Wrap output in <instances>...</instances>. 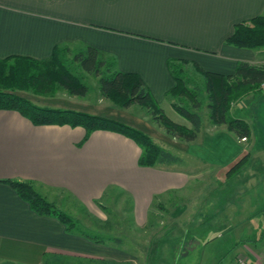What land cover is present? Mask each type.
<instances>
[{"label": "crops", "instance_id": "1", "mask_svg": "<svg viewBox=\"0 0 264 264\" xmlns=\"http://www.w3.org/2000/svg\"><path fill=\"white\" fill-rule=\"evenodd\" d=\"M260 15H264V0H0V58L18 55L44 60L55 47L92 46L115 56L119 71L139 75L157 103L167 102L171 107L167 93L175 82L168 61L194 64L220 75L234 74L240 61L264 66V49L225 43L236 24ZM20 95L41 106L114 119L151 137L157 132L131 114L116 110L117 115H112L105 106ZM229 115L248 125L246 140L237 139L225 126L208 130L209 121L203 123L200 116L196 141L186 143L166 136L170 151L180 162L142 167L137 164L139 146L118 133L95 130L85 139L81 127L37 126L16 111L0 110V264L131 258L124 251H115L110 239L92 240L94 236L73 227L68 230L54 216L35 213L5 182L9 180L31 183L55 207L68 201L71 209L75 201L92 216H98L96 204L107 193L117 195L120 202L129 198L133 226L150 232L152 264L168 262L166 258L171 263L191 254L197 264H238L246 261L245 256L261 258L264 88L232 103ZM178 124L191 128L183 118ZM244 156L243 166L227 176ZM191 168L213 171L220 190L228 185V205L234 209L222 207L224 197L208 195L210 205L206 203L204 214L203 207L198 211L195 206H182L175 213L169 211L171 218L166 223L151 224L153 201L174 196L168 195L173 191H185L195 173ZM252 186L258 188L254 193L247 189ZM186 199L190 200L189 195ZM124 205L120 203L118 208L122 210ZM254 209L261 211L256 214L261 218L256 238ZM84 222L93 228L90 221ZM248 232L252 234L245 235ZM122 245L123 241L119 248Z\"/></svg>", "mask_w": 264, "mask_h": 264}, {"label": "trees", "instance_id": "2", "mask_svg": "<svg viewBox=\"0 0 264 264\" xmlns=\"http://www.w3.org/2000/svg\"><path fill=\"white\" fill-rule=\"evenodd\" d=\"M225 43L238 48L264 49V15L236 24ZM65 52H68V47H55L50 57L44 60L18 55L0 58V110L16 111L31 124L37 126L81 127L85 131V139L95 130L118 133L139 146L141 152L137 164L142 167L180 162V158L170 150L130 125L72 109L41 106L20 95V93H26L51 97L58 89H64L70 95H84L86 86L81 82V77L75 67L72 69L66 65ZM71 62L80 66L85 73L98 77V88L102 97L111 99L121 108H128L131 105L145 108L150 119L161 126L169 137L182 142L196 140L200 132L201 118L194 110L200 108L201 104L194 100L195 94L189 91L181 78L175 75L174 64L171 61L167 62V67L175 84L167 95L174 97L184 94L189 98L194 110L174 103L171 106L179 116L190 123L191 128L169 120L153 101L149 89L139 75L121 72L114 68V62L106 59L104 53L96 48L86 45L84 51L73 53ZM195 69L204 78L203 92L207 99L205 106L210 125L225 126L237 139L245 138L246 140L249 137L248 125L240 119L231 117L229 109L231 104L239 98L251 91L260 90L261 84L264 82V66L240 61L232 75L206 72L197 66ZM245 159L246 156L235 163L228 170L227 176L239 170ZM5 182L29 204L30 209L35 213L56 217L68 230L73 227L71 219L41 196L31 183L15 180ZM263 236L264 230L259 239H262ZM90 238L95 241H103ZM109 241L116 246H120L122 243L118 237Z\"/></svg>", "mask_w": 264, "mask_h": 264}, {"label": "rangeland", "instance_id": "3", "mask_svg": "<svg viewBox=\"0 0 264 264\" xmlns=\"http://www.w3.org/2000/svg\"><path fill=\"white\" fill-rule=\"evenodd\" d=\"M85 47L86 46H82V47H79L78 49L68 48V52L64 53V60L66 62V65L72 69L73 67H75L78 75L81 77V82L86 86L85 94L82 96L70 95L66 90L58 89L51 97L50 96H40V97H43L41 98V100L45 101L48 98H58V99H65V100L74 99L77 101H81L82 103L97 104L99 106H105L106 109L108 108L107 109L108 112L112 115H117V111H123L127 115L131 114L132 115L131 117H134L135 119L136 118L141 119L142 122H144L146 125L153 127L155 129V132L156 131L158 132V133L156 132L153 137L150 136L154 141H156V143H159L160 145H164L167 149L172 150L169 148L170 145L167 144L169 143V138H167L169 136L164 132V129L161 126H159L158 124H156L154 121L150 119V116L147 114L148 111L145 108L140 107L138 105H131L128 108H121L117 106L116 104H114L111 99L109 100L107 98L102 97L100 95L99 88H98V85H99L98 77L92 74L85 73L80 68V66H78L75 63L73 64L71 62L73 53L76 51H84ZM104 56L106 59L113 61L114 66H115L114 68H117L115 56L110 55L108 53H104ZM171 62L174 64L173 70L175 72V75L178 78H181V80L184 82L185 87L189 91H192L195 94L194 100L198 101L201 104V106L200 108H197L196 110H194L193 107H191V101L184 94L171 97L172 102L177 105L187 106L188 109L198 112L203 120V123L204 122L206 123L208 121V114H207V108L205 106L207 99H206L205 93L203 92V84H204L203 76L194 69L195 68L194 64L185 65V63L180 62V61L179 62L171 61ZM149 92L153 98V101H155V103L163 111L165 116L172 122L178 123V120L182 117L179 116L173 108H171L172 106L170 107V105L167 102H162L159 105L156 99L153 97L150 90ZM208 126L209 125H207L206 128L210 130L211 125L209 127ZM186 143H191V142H186ZM199 169L198 171L196 169L192 170L195 173L192 174L190 184L187 186L185 191H182V190L173 191L172 193H169L168 195H174V196H169V198L163 197V198H159L158 200L155 199V201H153V206L151 208L152 214L150 215L151 224L158 223L160 225L162 224V222L166 223L168 219L171 218L169 216V211L175 213L182 206H185V207L195 206V208L193 209H196L198 211L202 209L200 207H203L202 212L207 210L208 208H205L206 207L205 205L209 200L208 195H218V197L219 196L224 197L225 202H223L224 204L222 205V207L229 206L228 208H231L232 210L234 209L232 206L228 205L230 202L228 201L230 193L228 192L227 187L229 186L227 185L226 187L222 188V190H220L221 187L218 186V184L216 185L215 184L216 182L214 183L215 179L213 176V171L207 168L204 170H199ZM247 189H248V192L254 193L256 192L258 188L252 186V188L247 187ZM107 194L105 198H103L100 201L101 204L100 203L96 204L97 205L96 211L98 213V216L90 215L89 213H87V211L84 208L77 205L75 201H73V207L71 209L68 207V201L66 202V205H59L58 207H55L54 203L52 204L57 210L61 211L62 213H64L71 219V221L73 222V228H75V230L82 231L83 233L87 235L94 236L95 238L101 239L103 241H107L108 239H111L112 237H120L123 241L122 248L121 247L119 248V246H115L109 241L110 244L115 247V251H120V252L124 251L125 253L130 254L131 258L127 257L128 260L126 261H120V260L115 261L112 259L102 260V261H88V260L86 261L81 258H74L70 260V262L69 260L67 262L63 259H60V260L58 259L57 261L53 263H46V264H152L149 259L150 256L148 255L149 254L148 245H149L150 232H147V231L144 232L142 230H137L138 227L135 226L136 227L135 228L133 226V221L131 219V216L128 215V211H130L131 201L129 200V198H125L124 202L122 201L120 202L119 199H117V195H114L113 193H110L108 195ZM187 195H189L190 200L186 199ZM201 195H206V197L201 198ZM176 196H179V197H176ZM241 202H242L241 204H243L242 200ZM120 203L125 204L123 206L124 209L122 210L126 214L123 213L122 215V210L120 209V207L118 208V204L120 205ZM253 212L255 213V215L252 216V218H254V223L252 224V227L256 228L259 223V220H261L260 217L257 218L256 214L261 213V211L254 209ZM227 213L229 212H226V217H227ZM228 216L230 217V214ZM240 218L242 217H238L237 219H240ZM255 219H258V220L255 221ZM85 220L90 221L89 223H92L93 228L91 226H87L84 222ZM118 228H120V230ZM256 229L254 232L255 234L254 238L257 237V234L259 231L258 230L259 228L257 230ZM250 233L251 232H248L245 235H251L252 233L251 234ZM177 251L180 252V248H178ZM243 258L246 260L245 262L247 263L249 262L250 264H256L257 262L259 263L260 261V257H256L255 259L253 258L250 259L245 256ZM166 259L168 262H164L161 264H197L195 263L196 260L192 257V254L189 255L188 257H184L183 259L174 258L171 263H169L170 261L169 258H166Z\"/></svg>", "mask_w": 264, "mask_h": 264}, {"label": "built area", "instance_id": "4", "mask_svg": "<svg viewBox=\"0 0 264 264\" xmlns=\"http://www.w3.org/2000/svg\"><path fill=\"white\" fill-rule=\"evenodd\" d=\"M261 87L264 88V82H262ZM240 140H241V141H244L245 138H242V139H240ZM238 264H250V263H249V262L247 263V262H245V261L242 260V261H239ZM256 264H264V254H263V257L260 258L259 263L257 262Z\"/></svg>", "mask_w": 264, "mask_h": 264}]
</instances>
